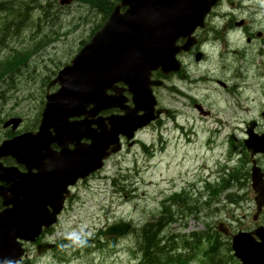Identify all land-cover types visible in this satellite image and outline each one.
I'll list each match as a JSON object with an SVG mask.
<instances>
[{"label":"water","instance_id":"water-1","mask_svg":"<svg viewBox=\"0 0 264 264\" xmlns=\"http://www.w3.org/2000/svg\"><path fill=\"white\" fill-rule=\"evenodd\" d=\"M124 2L129 5L127 13L122 15L116 10L105 27L77 54L72 65L60 72L58 82L61 89L48 96L40 132L36 136L25 134L4 142L0 147V159L13 156L18 162L25 163L31 172V156L41 155L42 150L52 141L64 148L65 137L81 126L80 123L71 122L72 117L83 115L91 104L95 106L92 113L96 114L101 110L100 107H114L125 101L120 90L113 86L117 82H124L129 86L137 110L151 111L152 103L141 99L146 95L151 97L150 73L159 67L164 70L167 67L169 70L174 69L175 55L179 51L175 45L176 41L181 36L189 35L198 25H203V20L214 3L213 0H124ZM109 88L119 91L118 95L108 97L106 90ZM132 120L126 115L114 117L111 122L114 127H125ZM11 124L15 129L18 122L12 120L5 126ZM52 129L56 132L55 137L51 135ZM94 152L96 149L90 146L81 153L77 152V157H81L79 160L82 163L86 161L96 169L95 159L91 156ZM39 169L41 176L38 179L31 173L24 176L18 172L11 173L10 179L20 178L21 181L14 186L16 207L7 215L8 219H16L22 223L20 206L26 201L36 203V200L40 199L45 204L56 198V185L59 179L49 177L54 175V170L46 169L41 161ZM71 169L73 168L67 167L65 172ZM34 181L39 184L38 188H35ZM20 195L26 199L19 200ZM25 205L22 208L26 209L27 215L32 216V205L29 202ZM32 220L33 217L30 222ZM27 226L28 232L36 228L32 223ZM16 230L17 227L14 231ZM126 230V226H116L112 228L111 233L122 234ZM233 248L243 264H264V242L256 243L252 235L235 236Z\"/></svg>","mask_w":264,"mask_h":264},{"label":"rangeland","instance_id":"rangeland-1","mask_svg":"<svg viewBox=\"0 0 264 264\" xmlns=\"http://www.w3.org/2000/svg\"><path fill=\"white\" fill-rule=\"evenodd\" d=\"M35 13L39 14V11ZM88 13L89 15H86ZM90 14L91 11L88 12L79 2L57 14L58 19L55 18L54 21L60 24V33L56 35L55 42L48 49L31 56L25 65L27 68L16 75V80L21 79L17 90L4 92L6 87H0L1 118L11 113H21L27 120L35 121L44 106L42 101L45 102L44 77L48 74L52 75L58 60L67 63L82 38L89 34L92 23L87 20L93 18ZM162 97L169 106L179 107L175 97L164 92ZM180 120L184 122L185 118L182 117ZM197 125L198 135L188 143L186 135L179 137L178 132L174 130V124L169 121L166 126L168 133L165 135L167 142L164 144V150H160L161 143L157 132L149 131L144 134L143 138L151 146L155 145L153 155L146 156L136 149L118 157L115 160L117 165L113 167V173L121 169L120 173L133 176L132 189L138 188L137 193L122 194L114 191L110 183L100 181L94 182L87 191L83 190L84 186H82L78 192L82 200L67 216L66 214L62 216L60 225L55 230L56 238L92 236L100 228L122 219L132 221L139 228L160 211L162 201L171 189L181 190L187 182L196 183L198 188L203 186L198 178L206 174L208 178L211 170L204 173L201 164L207 161L211 166L217 157L211 155L206 143V119L198 121ZM118 162L121 166H118ZM243 214L244 208L241 205L227 206L222 213L211 220L217 224V221L227 220L232 215L242 219ZM230 220L236 219L231 217ZM209 223L211 224V221ZM205 224L206 218L200 221L189 219L185 231H204ZM236 224L233 225L238 226ZM177 226L172 228L173 232L176 231ZM135 247L136 239L132 234L114 243L108 242L105 247L96 248L93 252L67 249L61 255L52 253L40 258L37 264H135Z\"/></svg>","mask_w":264,"mask_h":264},{"label":"trees","instance_id":"trees-1","mask_svg":"<svg viewBox=\"0 0 264 264\" xmlns=\"http://www.w3.org/2000/svg\"><path fill=\"white\" fill-rule=\"evenodd\" d=\"M82 3L89 4L90 7L89 11L94 10H110V6L108 3H105L101 0H79ZM34 3L30 0H0V14H5L4 23L0 24L1 33L3 35L1 39H3L0 43V50L3 51L5 45H8L9 39V31L12 25L11 20L16 19V15L23 14V11L28 9L27 5H31ZM36 7H41V4L36 3ZM35 6H32V9H35ZM57 7L55 0H47L46 4L41 8V19H45L48 22H53L54 15L51 12V8L55 9ZM53 39H46L33 50V52L41 51V49L51 43ZM29 60V54L26 51H15L9 50L7 55L3 58H0V85H4L8 88H14L17 84L16 75L21 73L23 69L22 66L27 64ZM27 68V67H25ZM1 121V120H0ZM240 180V176L238 174L232 175V180L228 181L225 185V188L229 186H233L236 182L238 183ZM221 190L217 189L219 193ZM230 195H233L230 193ZM233 200V198H230ZM200 205V204H199ZM188 210L195 209V203L191 202L187 206ZM202 209V208H201ZM166 212V213H165ZM183 215L186 214L185 207L182 211ZM177 219V214L172 210L171 207L167 209V211L159 213L157 220L155 222L147 224L142 229L141 240H139L140 247L143 251L145 261H157L158 259H166L168 256H171L170 251L175 248L177 250L178 244H176V240L171 238L168 240V235H165L166 230L169 228L170 224ZM202 235L199 236L194 234L192 237L184 236L181 239V246L183 248V252L185 254L191 253L193 248L200 249L203 247L201 242ZM212 235H207L206 241L208 244L211 245ZM168 249V250H167ZM228 251L231 250L230 246L228 247ZM224 250V251H223ZM222 251L220 249L217 250H209L205 253V258H207L206 264H240L236 261V263H232L229 259V255L225 254V249ZM221 251V252H219ZM185 254H180L179 259H174L175 262L178 264H185L187 262L186 258H182ZM189 260V258H188ZM155 264V263H154Z\"/></svg>","mask_w":264,"mask_h":264},{"label":"flooded vegetation","instance_id":"flooded-vegetation-1","mask_svg":"<svg viewBox=\"0 0 264 264\" xmlns=\"http://www.w3.org/2000/svg\"><path fill=\"white\" fill-rule=\"evenodd\" d=\"M221 3V2H220ZM219 6V5H218ZM255 8H251L252 11H254ZM218 13V8L215 10V12L213 13V15ZM224 23H228L225 20H222L221 18L214 21L212 23L211 28L213 30L217 29L220 25L224 24ZM237 21L234 22V28L231 29L230 27H233V23L229 22L227 24V29H226V35L228 37V42H238V40H236L237 38H241L242 34H239L238 32L240 31V29H245L247 28V24L245 22V24L242 27H239L240 29H236L235 25H236ZM235 29V30H234ZM222 31L216 30V32H214L212 34V38L214 39L213 41V49L215 50V52L217 53V57L221 58L223 62L224 66V70H227V68L229 69V71L231 72V64H236L238 62V60H241V64L245 65L244 68H246V72L250 73L251 70L253 71L254 67H258V70L252 74H250L249 77L244 78V82L245 84H247V89L248 90H256L253 89L251 87V85H249L252 81L259 79L257 81V85L261 84V82L263 81V86H264V57L260 56V60L254 62V59H249L250 56L245 55V53L243 52H238V51H228L227 50V45H226V40H224L222 38ZM250 33V37L248 38V41L251 42L252 41V33ZM254 35V34H253ZM261 35L259 33H257V37ZM197 37L199 38V34L197 35ZM263 40V37L261 38ZM198 45L195 47L197 48ZM243 54L246 56L244 58ZM190 58V55H185V59L188 60ZM228 63V66H227ZM221 65V64H220ZM247 73V74H248ZM229 94L232 95L234 97L235 101H238L239 99H241L242 97V93L239 91V89L234 90V89H228ZM259 100H255L254 104L257 105V108H253L252 110H244L243 112L245 114L247 113H253L254 117L252 119H250L249 121H245V119L243 118L241 121V126H242V136L240 137V142L242 143L241 146V151L243 152V147H244V154H247L249 156H251V153L248 151L247 147L245 146V142L248 139L249 136V132L250 130L248 129V127H254L253 129V133L257 134L259 136L264 135V95L259 94ZM253 103V101H252ZM253 123V124H252ZM264 150V148H263ZM246 156V155H245ZM255 158V170L254 168H251L250 174L246 176V183L247 186H245V189L243 190V192H245V199L246 202H244V206L245 207H254V211H252L249 215H244L243 217V221H244V230L246 231H254L256 228H258L259 226H263L264 227V208L260 211V213L258 211V207H257V199L258 197L260 198V202H264V193H262L261 195L256 193L253 186H252V180H253V176H254V171H258L256 175H262L263 179H264V153H258L257 155L254 156ZM9 161L7 163L13 164L14 161L11 159H8ZM1 185H3L4 187H9L10 186V182H0ZM3 207V202L2 199H0V208ZM260 240V239H258Z\"/></svg>","mask_w":264,"mask_h":264}]
</instances>
